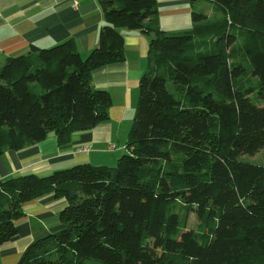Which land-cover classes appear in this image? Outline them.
Here are the masks:
<instances>
[{"label": "trees", "instance_id": "obj_1", "mask_svg": "<svg viewBox=\"0 0 264 264\" xmlns=\"http://www.w3.org/2000/svg\"><path fill=\"white\" fill-rule=\"evenodd\" d=\"M208 1L217 16L191 0V30L169 34L157 0H98L105 24L87 57L69 39L0 63L1 156L106 122L112 97L92 72L124 60L121 29L151 36L115 167L0 180V248L26 203H67L61 230L18 264H264V166L239 160L264 149V0Z\"/></svg>", "mask_w": 264, "mask_h": 264}, {"label": "crops", "instance_id": "obj_2", "mask_svg": "<svg viewBox=\"0 0 264 264\" xmlns=\"http://www.w3.org/2000/svg\"><path fill=\"white\" fill-rule=\"evenodd\" d=\"M157 1L163 30L162 11L169 15L192 12L191 0ZM198 5L200 10L211 6L212 15L217 14L208 0H200ZM104 24L98 0H0V63L27 53L32 46L51 48L69 39L75 41L85 58L97 46ZM182 27L185 26L178 29ZM121 33L125 39L124 60L92 72L93 86L111 94L109 119L90 131L73 133L64 146L50 134L30 148L3 153L0 180L31 173L48 176L83 163L115 165L118 155L126 151V143L121 144L123 126L133 122L136 113L139 81L148 65L151 39L139 31L121 29ZM84 148L88 151L84 152ZM66 204L64 199L52 195L26 203L17 236L0 248V264H18L34 241L61 230L59 215Z\"/></svg>", "mask_w": 264, "mask_h": 264}, {"label": "rangeland", "instance_id": "obj_3", "mask_svg": "<svg viewBox=\"0 0 264 264\" xmlns=\"http://www.w3.org/2000/svg\"><path fill=\"white\" fill-rule=\"evenodd\" d=\"M210 5H213V4L210 2ZM210 7L211 6L205 5L204 9H201L200 12L206 14L209 17L217 16V15H212L213 13H212ZM191 13H185V14L180 13V14L169 15V14H166L165 11H162L161 15L163 17L162 24L164 27V31L168 32L169 34H178V33L190 31L191 27H192ZM169 26H173V29H171ZM181 26H185V27H182V29H178ZM176 29H178V30H176ZM131 123L132 122H125L124 123L122 140H121V142H122L121 144H123V145H125V143L127 141L128 132H129ZM120 154L118 155V157L119 156L121 157L124 153L121 155ZM118 157H117V162H118V159L120 158V157L119 158ZM239 160L247 162V163H252V164H255L258 166H264V149L261 150L260 152H258L256 155H253V156H251V155L241 156L239 158ZM117 162L115 163V165L113 167L116 166ZM197 225H198L197 217L195 214H192L190 217L189 228L195 229L197 227Z\"/></svg>", "mask_w": 264, "mask_h": 264}, {"label": "built area", "instance_id": "obj_4", "mask_svg": "<svg viewBox=\"0 0 264 264\" xmlns=\"http://www.w3.org/2000/svg\"><path fill=\"white\" fill-rule=\"evenodd\" d=\"M83 150H84V152L88 151V149H87V148H84Z\"/></svg>", "mask_w": 264, "mask_h": 264}]
</instances>
